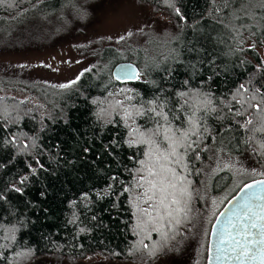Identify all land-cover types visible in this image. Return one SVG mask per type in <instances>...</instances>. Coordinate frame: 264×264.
I'll use <instances>...</instances> for the list:
<instances>
[{
    "label": "trees",
    "instance_id": "obj_1",
    "mask_svg": "<svg viewBox=\"0 0 264 264\" xmlns=\"http://www.w3.org/2000/svg\"><path fill=\"white\" fill-rule=\"evenodd\" d=\"M140 1L165 9L173 20L176 28L164 57L155 54L144 62L127 45L122 50L105 45L98 62L88 67L91 71L54 99L36 97L40 102L35 103L31 102L32 99L0 93V111L18 114L16 122L10 123L7 131L4 130V118L0 116V194L7 197L0 200V233L7 234L15 227L17 242L10 247L17 252H28L26 258L20 259L14 258L11 251L0 249L7 257H0V264H24L44 253L69 256L102 253L116 258L145 254L147 259L162 253L160 251L152 257L147 255L139 243L141 237L134 234L137 221L134 209L129 206V194L120 196L117 203L121 184L117 182L112 190L107 187L113 174L122 180H130L124 167H134L127 157L136 151L126 146L114 150L119 157L117 160L104 150L114 137L120 138L117 133L124 134L123 128H114L97 119L96 114L101 108L108 107L114 99H122L121 96H109V93L135 89L150 97L154 89L148 82L160 81L165 75L163 69L169 65L177 71L166 87L182 84L186 78L193 87H200V82L212 75L211 89L220 98L231 100V95L241 85L250 90L248 95L257 89L264 91V64L261 63L264 61V34L257 32L253 36L250 30H242L240 36H235L222 28L217 23V13L213 11L222 0H216L215 4L213 0ZM65 2L67 0H25L17 8L0 5V21L15 18L28 10ZM176 8L181 10L184 19L176 15ZM252 44H255L254 48L249 47ZM192 45L206 50L205 60L215 61L200 66L194 76L183 66L173 65L172 59L178 52L184 59H194L186 52ZM119 60L135 62L140 67L141 79L125 83L114 80L111 67ZM233 107L239 108V105ZM244 118L229 115L225 121L213 120L210 124L214 128L235 126L237 120ZM10 133L19 137L16 145L2 142L5 137L11 139ZM243 140V130L240 129L236 140L224 143L230 150L239 151L246 148ZM24 143L32 147L21 151ZM206 143L208 146L213 141L209 139ZM84 147L91 149L87 155L83 153ZM204 156L205 151L200 160H192V174L189 176L193 194L191 211L187 222L178 229L179 235L169 241L167 248L178 240L191 220L199 182L198 169ZM37 161L44 167L40 168ZM29 164L37 170L35 175L31 174ZM24 175H28L29 180L18 185ZM13 185L22 187L23 193L11 191ZM114 204L117 206L113 207ZM159 239L153 233L152 240L145 242L158 243Z\"/></svg>",
    "mask_w": 264,
    "mask_h": 264
},
{
    "label": "snow or ice",
    "instance_id": "obj_2",
    "mask_svg": "<svg viewBox=\"0 0 264 264\" xmlns=\"http://www.w3.org/2000/svg\"><path fill=\"white\" fill-rule=\"evenodd\" d=\"M24 2L25 0H11L9 3L8 0H0V5L17 8ZM121 3L122 0H98L96 7L115 8ZM213 11L217 13V23L235 36H240L242 30H250L253 36L257 32L264 34V0H247L246 3L244 0H236L235 3L233 0H222V4ZM176 15L184 19L179 8H176ZM124 38L120 36L117 42ZM249 47L254 48L255 44ZM186 52L194 59H184L178 52L172 58L173 65L183 66L193 76L203 64L215 63L214 60L203 58L206 54L203 48L192 45L187 47ZM261 63L264 64V61ZM89 71L91 69L86 68L75 79L52 87L69 89ZM176 71L175 67L169 65L163 69L165 75L160 81L148 82L154 89L150 97L135 89H121L118 93H109V96H121L122 99L112 100L108 107L101 108L96 114L98 121L124 130L122 136L117 133L119 139L114 137L104 146L108 155L119 160L117 151L114 150L125 146L136 150L127 157L134 167H124L130 180H122L119 175L113 174L110 177L112 182L107 187L112 190L117 182L121 184L122 190L117 196V203L120 196L129 194V206L134 209L133 214L137 221L134 234L141 237L139 243L149 257L167 248L169 241L179 235L180 226L187 222L193 195L189 180L192 160H200L201 153L209 150L206 143L209 139L214 143H231L237 139L239 130L242 129L245 147L264 167V161L261 160L264 158V91L257 89L248 95L250 90L241 85L231 95V100L220 98L211 89L212 75L202 80L200 87H193L187 78L182 84L166 87L174 79L173 73ZM114 75L118 80L141 79V73L127 64L117 66ZM233 105H239V108H234ZM17 115L7 110L0 111V116L4 118L5 131L10 123L16 122ZM229 115L245 118L237 120L235 126L214 128L210 124L213 120L225 121ZM10 136L11 139L5 137L2 142L16 145L19 137L15 133H10ZM30 147L31 144L24 143L21 151ZM90 151L88 147L83 148L85 155ZM92 162L95 163V160ZM39 166L44 167L43 164ZM28 167L31 174L35 175L37 170L31 164ZM225 167L230 168L232 165L225 164ZM239 171L241 174L257 175L256 169H252L251 173L247 169ZM259 175L264 177V172ZM28 180L29 176L24 175L17 183L24 185ZM11 191L22 194L23 188L13 185ZM239 192L240 199L234 205L236 210L229 218V239L221 240V244L226 246L218 248L217 251L223 253L225 259L230 258L234 264H264V178L244 183ZM84 197L87 198V193ZM4 199L7 197L0 194V200ZM16 231L13 227L7 234L0 233V249L11 251L14 258L23 259L28 252H17L14 247H10L17 242ZM80 231L83 232L84 229L81 228ZM153 233L159 236V242L146 243L145 241L152 240ZM208 250L211 260V247ZM0 257L7 259L3 252H0Z\"/></svg>",
    "mask_w": 264,
    "mask_h": 264
},
{
    "label": "rangeland",
    "instance_id": "obj_3",
    "mask_svg": "<svg viewBox=\"0 0 264 264\" xmlns=\"http://www.w3.org/2000/svg\"><path fill=\"white\" fill-rule=\"evenodd\" d=\"M97 3L67 0L0 21V93L35 103L40 102L36 97L54 99L68 89L52 85L67 83L96 64L105 45L120 50L127 45L144 62L155 54L164 57L170 49L168 42L176 27L165 9L140 0H122L115 8H97ZM120 36L125 38L117 42ZM208 149L198 169L191 220L161 254L147 259L145 254L116 258L102 253H44L24 264H204L208 233L217 212L244 182L264 172L247 148L232 151L218 141ZM241 169L248 173L256 169L257 175L241 174Z\"/></svg>",
    "mask_w": 264,
    "mask_h": 264
},
{
    "label": "water",
    "instance_id": "obj_4",
    "mask_svg": "<svg viewBox=\"0 0 264 264\" xmlns=\"http://www.w3.org/2000/svg\"><path fill=\"white\" fill-rule=\"evenodd\" d=\"M124 64L130 65L135 70L140 72V67L135 62L131 60H119L115 62L111 67V75L113 79L121 83L134 82L133 80L116 79L114 75L115 68L119 65H124ZM261 178H264V177L255 178V179H261ZM255 179H252L246 182L251 183ZM243 184L236 190V192L233 195H231L224 202V204L221 206V208L217 212L213 222L211 223L210 230L208 233V240H207V246H206V257H205L204 264H234V262L230 258L225 259L223 256V253L218 252L217 249L220 247L226 246V245L221 244V240L227 241L229 239L230 228H231L229 218L232 217L233 212L236 210L234 205L236 201L240 199L241 193L239 192V189L243 186ZM229 209H232L233 211H229ZM223 213H227V215H222ZM209 247H211L212 249V252H211L212 259L211 260L209 259V255H210L209 250H208Z\"/></svg>",
    "mask_w": 264,
    "mask_h": 264
}]
</instances>
